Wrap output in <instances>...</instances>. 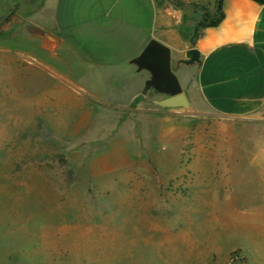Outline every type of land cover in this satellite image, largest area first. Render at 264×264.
Wrapping results in <instances>:
<instances>
[{
  "label": "rangeland",
  "instance_id": "374dc122",
  "mask_svg": "<svg viewBox=\"0 0 264 264\" xmlns=\"http://www.w3.org/2000/svg\"><path fill=\"white\" fill-rule=\"evenodd\" d=\"M8 28L0 264H264V123L121 105Z\"/></svg>",
  "mask_w": 264,
  "mask_h": 264
},
{
  "label": "crops",
  "instance_id": "0c3cea01",
  "mask_svg": "<svg viewBox=\"0 0 264 264\" xmlns=\"http://www.w3.org/2000/svg\"><path fill=\"white\" fill-rule=\"evenodd\" d=\"M214 2L0 0V28L13 23L10 37L26 34L51 59L59 60L60 50L61 70H54L61 78L121 105L182 93L195 110L263 124L264 4L222 0L220 24L195 36L202 12L193 5H211L212 12ZM2 43L0 36V50ZM193 48L200 63L183 67L178 61Z\"/></svg>",
  "mask_w": 264,
  "mask_h": 264
},
{
  "label": "water",
  "instance_id": "95a60500",
  "mask_svg": "<svg viewBox=\"0 0 264 264\" xmlns=\"http://www.w3.org/2000/svg\"><path fill=\"white\" fill-rule=\"evenodd\" d=\"M21 22L22 21H18V23H21ZM28 32L32 35L40 37L47 43L51 44L55 42V40L51 36L47 35L46 33L38 29L30 28L28 29ZM199 57H200L199 52L197 51V49L193 48V49L188 50L184 55V59L179 60L178 62L179 64L184 65V66L199 64L200 63ZM152 103L161 108H177V107H187L188 106V101L185 95L182 93L166 98V99H163V100H159V101L153 100Z\"/></svg>",
  "mask_w": 264,
  "mask_h": 264
},
{
  "label": "trees",
  "instance_id": "16d2710c",
  "mask_svg": "<svg viewBox=\"0 0 264 264\" xmlns=\"http://www.w3.org/2000/svg\"><path fill=\"white\" fill-rule=\"evenodd\" d=\"M252 1L258 4H264V0H252ZM221 4H222V0H215V2L212 5V12H210L209 10V7L211 5H205V6L193 5L195 9L200 10L202 12L201 18L195 27V31H194L195 36H197L200 30L216 27L220 24V22L223 19Z\"/></svg>",
  "mask_w": 264,
  "mask_h": 264
}]
</instances>
